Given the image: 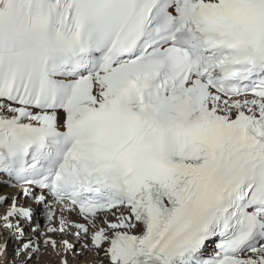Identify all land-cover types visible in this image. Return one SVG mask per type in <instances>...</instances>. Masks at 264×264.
I'll list each match as a JSON object with an SVG mask.
<instances>
[{"label": "snow or ice", "instance_id": "6c2138e0", "mask_svg": "<svg viewBox=\"0 0 264 264\" xmlns=\"http://www.w3.org/2000/svg\"><path fill=\"white\" fill-rule=\"evenodd\" d=\"M0 187L24 264H264V0H0Z\"/></svg>", "mask_w": 264, "mask_h": 264}, {"label": "bare ground", "instance_id": "6f19581e", "mask_svg": "<svg viewBox=\"0 0 264 264\" xmlns=\"http://www.w3.org/2000/svg\"><path fill=\"white\" fill-rule=\"evenodd\" d=\"M18 192V188L12 187H0V194H10L15 195ZM20 202L25 203V199L20 197ZM27 203L31 204L32 201H27ZM76 219V217H73ZM38 223L41 230H43L45 226V218L43 214H38L34 218L33 227ZM28 235H31V229L27 232ZM68 239L73 240V237H68ZM20 246V242L13 238L10 233L4 232L0 234V264H24L25 256L17 253V249ZM94 259L91 253H86L80 259H74L73 257H69L70 264H87L88 261ZM28 264H37V261L32 260L28 261ZM39 264H59V257H57L51 250L47 252H43L39 259Z\"/></svg>", "mask_w": 264, "mask_h": 264}]
</instances>
